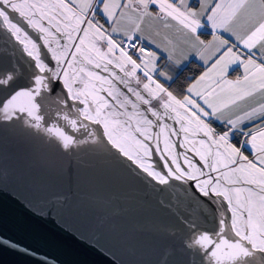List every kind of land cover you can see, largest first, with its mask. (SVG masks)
Listing matches in <instances>:
<instances>
[{"label":"snow or ice","instance_id":"1","mask_svg":"<svg viewBox=\"0 0 264 264\" xmlns=\"http://www.w3.org/2000/svg\"><path fill=\"white\" fill-rule=\"evenodd\" d=\"M198 3L0 0L7 45L0 48V123L46 140L55 152L99 158L91 191L76 197L77 206L94 236L111 237L129 255L147 242L149 259L130 264H264V0ZM157 19L182 36L161 41L163 56L144 28ZM241 21L246 26L237 30ZM184 50L208 70L188 77L180 95L165 85L178 79ZM237 63L243 75L230 78ZM209 80L213 86L201 91ZM249 146L254 154L245 155ZM136 180L170 199L145 202ZM13 184V192L24 185L45 194L43 204L23 205L42 219H63L61 206L74 195L42 162L23 166ZM8 191V173L0 170V193ZM0 247L38 255L3 237ZM97 251L116 255L110 247Z\"/></svg>","mask_w":264,"mask_h":264},{"label":"water","instance_id":"2","mask_svg":"<svg viewBox=\"0 0 264 264\" xmlns=\"http://www.w3.org/2000/svg\"><path fill=\"white\" fill-rule=\"evenodd\" d=\"M6 46L0 37V48ZM65 131L71 134L70 130ZM35 162L53 166L66 178L67 187L74 194L68 204L61 206L63 219H42L26 210L23 205L29 199L36 204L44 203L45 194L40 189L21 185L17 191H11L15 186L14 176L23 166ZM100 164L97 157L55 152L46 140L30 135L19 126L0 123V170L6 171L9 179V191L0 193V237L38 250V255L31 257L0 247V264H38L45 260L47 264H112L113 260L130 264L133 260L149 259L147 242L141 254L132 256L111 237L94 236L89 230L88 216L77 206L76 197L91 191L89 177L96 174ZM134 183L139 198L153 206L162 198L170 199L169 193L153 191L142 180ZM35 211L40 209L37 207ZM102 246L105 250L112 248L116 255L100 254L97 249Z\"/></svg>","mask_w":264,"mask_h":264},{"label":"crops","instance_id":"3","mask_svg":"<svg viewBox=\"0 0 264 264\" xmlns=\"http://www.w3.org/2000/svg\"><path fill=\"white\" fill-rule=\"evenodd\" d=\"M192 4L195 7L199 6L198 0H192ZM98 18L100 19V23H105L104 19H103V14L100 13L98 14ZM166 19V18H165ZM164 23L165 20L164 19H157V20H149V21H145L144 23V28H145V34H150V38L155 39L157 44H160V48L158 49V54H161L163 56L164 53V45L161 43L162 40L165 39V37H167L168 39H175V40H181L182 36L180 34V32L178 31L177 28L175 27H169V28H165L164 27ZM107 27V25H105ZM246 26V21H241L237 26V30H242L244 27ZM207 31V30H205ZM211 37H205L202 36V39L208 40ZM224 39H229L230 41L234 40V37L230 36V34L228 33H224L223 35ZM154 47V46H153ZM236 50V49H234ZM240 50H243V45H240ZM182 55L184 57V61L183 63L179 66L176 75L178 74V72L185 67L190 61L195 60L198 63H200L201 65H203V72L208 70V63L205 61H202L199 57V55H192L188 50H184L182 52ZM243 59V57H242ZM203 72L201 74H203ZM229 73H230V78H235L238 76H242L243 75V65L242 64H233L230 66L229 68ZM201 74H199L197 77H199ZM171 82L166 83V87H168V85ZM214 82L212 80H209L208 83H206L205 85H203V87L201 88V91H204L205 88H209L210 86H213ZM185 94H187L185 92ZM184 94V95H185ZM195 98V97H194ZM220 99H223L224 97L221 96L219 97ZM257 100H259V97H253L251 99H249L247 101V104H254ZM199 101V100H198ZM201 102V101H199ZM202 103V102H201ZM246 107V105L242 104V105H238L236 110H239V108H243ZM217 123L220 124L219 121H216Z\"/></svg>","mask_w":264,"mask_h":264},{"label":"trees","instance_id":"4","mask_svg":"<svg viewBox=\"0 0 264 264\" xmlns=\"http://www.w3.org/2000/svg\"><path fill=\"white\" fill-rule=\"evenodd\" d=\"M205 37H209L208 35H204ZM203 65H201L200 63H198L195 60L190 61L185 67H183L177 74L178 79H175L174 82H171L168 87H170V90H173L174 92L180 94V95H184L185 94V87L186 84L189 82L188 81V77L191 76H198L199 74H201L203 72ZM216 128L217 130L220 129V124L217 123L216 121H212L211 122Z\"/></svg>","mask_w":264,"mask_h":264},{"label":"rangeland","instance_id":"5","mask_svg":"<svg viewBox=\"0 0 264 264\" xmlns=\"http://www.w3.org/2000/svg\"><path fill=\"white\" fill-rule=\"evenodd\" d=\"M198 102H199V101H198ZM199 103H201V102H199ZM251 104H252V103H251ZM212 126L215 127L213 124H212ZM215 128H216V127H215ZM247 150H249L251 153H253V149H252L250 146L248 147ZM247 154H249V152L246 151V152H245V155H247ZM253 154H254V153H253Z\"/></svg>","mask_w":264,"mask_h":264},{"label":"flooded vegetation","instance_id":"6","mask_svg":"<svg viewBox=\"0 0 264 264\" xmlns=\"http://www.w3.org/2000/svg\"><path fill=\"white\" fill-rule=\"evenodd\" d=\"M33 35H35V34H33ZM101 74L105 75V73H101ZM174 126L179 127V124H175ZM247 152L251 153L249 150H247ZM153 159L155 160V157H153ZM196 159L198 160L199 158L197 157Z\"/></svg>","mask_w":264,"mask_h":264}]
</instances>
